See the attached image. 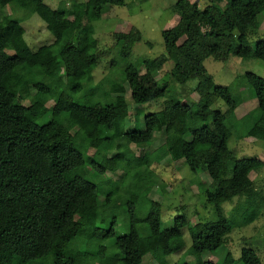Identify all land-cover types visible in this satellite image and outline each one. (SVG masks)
<instances>
[{"label":"trees","instance_id":"16d2710c","mask_svg":"<svg viewBox=\"0 0 264 264\" xmlns=\"http://www.w3.org/2000/svg\"><path fill=\"white\" fill-rule=\"evenodd\" d=\"M127 3L73 0L69 7L53 8L45 0H0V264H143L148 254L157 264H171L167 257L184 249L183 259L216 252L227 245L236 225L258 216L264 195L251 172L264 161L238 157L229 140L238 130L264 141V78L244 74L260 116L239 117L243 97L233 93L232 85H218L205 61L235 55L264 62V36L258 35L255 46L250 43V36L258 34L264 0H176L171 10L179 20L162 30L166 52L144 59L142 67L128 59L142 32L135 26L115 32L120 57L128 61L118 71L121 80L109 76L105 89L103 80L92 83L100 58L93 21L109 6ZM8 5L58 23L55 40L33 50L22 22L2 14ZM169 61L173 65L167 70ZM191 80H197L198 99L188 104L172 84L185 91ZM126 82L136 104L161 101L148 109L143 127L136 118L133 130L126 128L129 104L117 96L126 92ZM219 100L226 110L215 107ZM158 130L165 142L136 155L130 144L146 148ZM111 150L117 153L109 156ZM164 159L183 160L193 172L204 170L211 178L199 189L218 219L199 220L188 247L183 236L187 216L178 215L167 226L163 204L149 195L155 182H162L153 165ZM119 170L124 171L120 181L107 175ZM95 174H105L115 187L100 189L90 179ZM126 179L131 183L121 188ZM237 197L234 210L246 205L247 212L238 220L231 215L234 220L224 215L223 204ZM117 227L125 231L113 237ZM240 260L263 264L252 247L242 248ZM202 264H236V259L229 251L222 262Z\"/></svg>","mask_w":264,"mask_h":264},{"label":"rangeland","instance_id":"374dc122","mask_svg":"<svg viewBox=\"0 0 264 264\" xmlns=\"http://www.w3.org/2000/svg\"><path fill=\"white\" fill-rule=\"evenodd\" d=\"M72 1L45 0L53 8H57L62 3L69 7ZM175 1L127 0L128 3L126 6H109L101 18L93 21L95 36L99 39L100 58L98 66L94 70L92 83L96 84L103 80L105 89H108L110 84L106 79L109 76L118 81L121 80V75H119L118 71L125 66L128 60L120 57L118 45L114 37L115 32H128L133 26L142 32V39L135 44L133 53L128 58L130 62L139 67L143 66L144 59L154 58L164 54L166 48L162 30L171 27L179 20V16L171 10V5ZM1 12L3 15H11L22 22L26 30L25 38L33 50H37L41 45L53 42L60 31V25L58 23L48 24L38 14L32 13L28 8H16L13 5H8ZM258 35L264 36V13L259 18L258 34L250 36L252 46H255ZM116 60H120L117 65L113 64ZM205 64L209 74L218 85H232L233 93L235 95L240 94L243 97L244 102L236 109L237 115L241 117L251 112L254 118L257 119L260 116V111L257 107L256 99L249 97L252 91L248 87V84L245 83L244 74L251 71L264 78V62L255 58L243 59L232 55L227 61L215 60L210 57L205 61ZM166 65L167 70H169L168 65L172 66V61L167 62ZM161 77V73H157V78ZM196 83L197 80L189 81L185 91L180 84L174 83L172 84V89L182 92V100L190 104L198 99V93L193 91ZM125 87L127 89L126 92L117 96L125 99L129 104L130 113L127 118L126 128L127 130H133L136 118L139 119L140 125L143 127L144 116L148 112V109L154 110L160 107L159 104H161V101L150 105L145 104L147 106L136 104L131 97V90L127 82L125 83ZM24 103L29 104L30 101L27 100ZM47 104L51 108L53 101L50 100ZM215 107L221 108L223 111L226 110V105L221 100L217 102ZM70 128L71 130L76 129L71 126ZM164 142L165 134L161 130H158L154 140L146 148L139 147L133 143L130 144V148L136 155H140L146 150L151 152L159 148ZM229 145L238 157L257 156L264 161V141L261 139L244 137L236 130L234 131L233 137L229 140ZM88 152L92 154L94 149L91 148ZM116 153L117 150H111L108 155L114 156ZM153 169L159 174L162 182L160 184L155 182L149 195L152 199L163 204L162 219L167 226L171 225L176 216L182 214L187 216L188 223L183 227V236L186 247H188L192 244L191 232L194 231L195 225L199 220L208 221L218 219L214 205L208 204L206 195L200 191L201 187L210 184L211 178L204 170H200L198 173L193 172L183 160L173 161L171 159H164L160 163H154ZM123 174V170L107 172V175L114 181H120L124 176ZM251 177L256 181L258 191L264 195V166L259 170L252 171ZM108 178L105 174H95V176L91 175L90 177L92 181L97 183L100 189L110 190L115 186L108 182ZM130 183L131 180L126 179L120 186L124 188ZM102 197L104 198V196ZM244 200L245 198L243 197L240 202L245 204L246 201ZM237 202L238 197L231 203L226 202L223 204V212L226 217L233 218L234 220L237 217L236 219L238 220L243 213L247 212V209H245L246 205L242 206L244 209L238 208L236 212L234 208ZM257 206V218L247 225H236L230 234L227 245H223L216 252L207 251L195 255L190 253L185 259H183L185 249L177 251L167 257L169 262L171 264H181V260L188 262V264H202V262L207 260L222 262L227 253L231 251L236 259V264H243L240 260L242 248L252 247L260 255L264 264V202L262 204L259 203ZM190 226H192L191 229ZM124 231L121 227H117V231L113 237L124 233ZM110 241L114 240L110 239ZM81 245L83 247V243L80 244V247ZM88 247L93 249L96 246L89 245ZM96 264L101 263L96 262ZM143 264H157V262L148 254L144 257Z\"/></svg>","mask_w":264,"mask_h":264},{"label":"built area","instance_id":"2783aa9c","mask_svg":"<svg viewBox=\"0 0 264 264\" xmlns=\"http://www.w3.org/2000/svg\"><path fill=\"white\" fill-rule=\"evenodd\" d=\"M192 1H200V0H192Z\"/></svg>","mask_w":264,"mask_h":264}]
</instances>
